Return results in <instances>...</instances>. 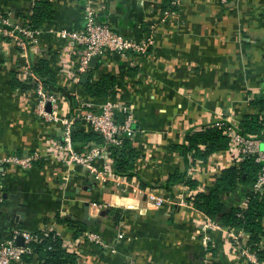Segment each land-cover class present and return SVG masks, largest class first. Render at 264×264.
Listing matches in <instances>:
<instances>
[{
	"label": "crops",
	"instance_id": "obj_1",
	"mask_svg": "<svg viewBox=\"0 0 264 264\" xmlns=\"http://www.w3.org/2000/svg\"><path fill=\"white\" fill-rule=\"evenodd\" d=\"M34 1L0 0V9L11 27H30ZM48 1L53 17L37 28L36 41L25 50L0 35V157L37 154L28 168L4 167L0 241L15 228L53 231L76 254L77 264H264L251 251L246 255L236 248L231 227L215 221L204 244L199 227L206 215L191 202L195 192L214 183L221 168L239 164L236 152H216L206 162L189 158L186 164L172 148L188 131L220 119L239 131L246 114L264 117L256 101H264V0H181L177 11L162 9L164 0ZM87 2L100 21L124 36L137 41L151 36L153 41L145 54L124 58L109 52L98 58L93 78L110 74L116 80L108 97L89 96L81 78L73 83L63 67L70 56L60 31L82 26ZM40 60L47 61L78 107L108 99L132 105L136 121L131 145L137 155L134 174L125 177L126 188L113 180L102 184L56 153L61 128L39 113L38 77L24 76L25 68ZM43 90L60 96L57 107L46 102V111L56 109L63 116L79 111L71 109L58 88ZM76 122L77 128L91 130ZM175 170H185L197 187H165ZM150 193L164 201L153 205ZM86 215L96 219L86 227L97 230L110 248L83 237L79 223ZM247 240L245 232L242 241ZM23 264L40 260L33 256Z\"/></svg>",
	"mask_w": 264,
	"mask_h": 264
},
{
	"label": "built area",
	"instance_id": "obj_2",
	"mask_svg": "<svg viewBox=\"0 0 264 264\" xmlns=\"http://www.w3.org/2000/svg\"><path fill=\"white\" fill-rule=\"evenodd\" d=\"M181 0H174L177 6ZM225 3L228 0H220ZM168 11V10H167ZM170 11V10H169ZM7 22V17L0 15V35L10 37L16 46L21 50H25L28 44L36 41L37 28L33 29L28 26L11 27ZM11 27V28H10ZM60 36L64 39V46L68 50V59L64 58L63 67L71 78L73 83L80 81L83 73H88L92 66L90 59L92 56L102 57L109 52H115L120 56L127 58L131 54H145L148 47L152 44L151 36L144 40L137 41L124 36L120 32L114 30L109 24L102 22L97 17V9L91 2H87L83 10L82 26L76 30L64 29L60 31ZM67 60H69L67 62ZM25 79L35 77L32 69L28 66L24 70ZM37 92L41 95L39 104V113L47 120H52L61 128V140L54 146L56 153L67 156L69 162H73L82 166L89 176L95 180L105 183L113 180L115 185L126 188L128 184L123 175H119L113 171L112 158L108 147L110 145L121 144L122 140L127 137L132 138L136 121L131 104L122 103L116 100L108 99L102 103L93 105L89 102L79 106L75 115L63 116L56 113V109L48 112L45 109L46 102H50L53 107L59 104L60 96L56 93H47L42 88V83L38 81L36 86ZM117 112H121L122 116H117ZM88 124L90 129L97 133L103 140L101 144L91 142L86 150L77 151L72 145V130L76 120ZM218 126H225V133L229 135L230 142L228 151L236 152V160L247 156H253L255 161L260 164V168L253 183L255 192L264 191V127L259 136H246L241 134L237 128L228 121L220 119L214 122ZM227 123V124H226ZM263 144V147H261ZM53 149V148H52ZM37 154H9L0 157V201L2 200V180L5 174V166H16L19 168H28L31 166ZM149 200L153 205L158 206L164 198L154 196L150 193ZM248 197L241 200L239 205L245 207ZM217 224L208 216L203 219L200 224V232L204 244H207L210 236L208 231ZM232 241L236 248L248 255L246 246H242L244 242L242 237L244 231L230 228ZM234 230V231H233ZM49 230L28 231L15 228L9 236L0 241V264H23V254L30 253L29 243L32 241H41L43 236L48 235ZM23 237V245L16 243L18 236ZM125 264H133L131 261Z\"/></svg>",
	"mask_w": 264,
	"mask_h": 264
},
{
	"label": "trees",
	"instance_id": "obj_3",
	"mask_svg": "<svg viewBox=\"0 0 264 264\" xmlns=\"http://www.w3.org/2000/svg\"><path fill=\"white\" fill-rule=\"evenodd\" d=\"M174 0H164L162 9L177 11L178 6ZM0 15L7 17V14L0 9ZM53 9L48 0H35L32 7L31 28L40 27L46 20L52 19ZM33 73L42 83V88L49 91L54 86L58 88L64 97L69 100L71 109L77 106L75 96L70 91L58 84L54 72H52L45 60H40L36 66L31 67ZM94 68L88 71L89 78L85 82H80L86 93L91 97H108L111 88L115 85V77L110 74H102L99 78H93ZM20 87H26L21 85ZM258 101L260 108H264V101ZM78 107V106H77ZM76 107V108H77ZM227 124V123H226ZM72 130V145L77 151L83 149V145L90 142L101 144L102 138L92 130L84 131L76 127ZM264 127V117L258 113L246 114L241 120L239 132L246 136H259ZM230 137L225 133V126H218L215 123L202 126L200 129L190 130L184 136V141L174 144L172 148L176 150L186 161L189 158L193 162L199 160L206 162L208 158L216 152L226 151L229 147ZM112 158L113 171L120 175L130 177L133 172V161L137 151L131 145V139L125 137L121 144L110 145L108 147ZM260 164L253 156H247L240 160L238 165L221 168L217 173L214 183L206 191H197L191 196V202L197 210L203 212L213 221L221 226L243 230L248 234L245 246L256 255L258 262H264V245L262 237L264 235V191L255 192L253 183L256 180ZM175 183H182L189 189H195L197 180L187 175L185 170H175L168 175L165 187H170ZM224 196L229 197L224 198ZM245 197L248 201L245 207L239 203ZM80 231L87 227L82 222L79 223ZM41 234V231H38ZM30 253L23 254L24 261H30L33 256H37L40 264H77L75 253L67 251L63 247L61 239L53 232L43 236L41 241L29 243ZM218 264V263H215Z\"/></svg>",
	"mask_w": 264,
	"mask_h": 264
},
{
	"label": "rangeland",
	"instance_id": "obj_4",
	"mask_svg": "<svg viewBox=\"0 0 264 264\" xmlns=\"http://www.w3.org/2000/svg\"><path fill=\"white\" fill-rule=\"evenodd\" d=\"M261 147H263V144H261ZM86 149H87V147H85V149H83V150H86ZM80 167H82V166H80ZM105 183H102V184H105ZM119 194H123V193L119 192ZM98 206H99V204H98ZM123 234H124V231H121L119 233V237L123 236ZM82 235H83V237H85L86 241L92 242V243L98 245L102 249L106 250V249L110 248V246L104 240L103 236H101V234L99 232H97V230L93 229L92 227L86 228L84 230V232L82 233ZM242 246H245V243L242 244Z\"/></svg>",
	"mask_w": 264,
	"mask_h": 264
},
{
	"label": "water",
	"instance_id": "obj_5",
	"mask_svg": "<svg viewBox=\"0 0 264 264\" xmlns=\"http://www.w3.org/2000/svg\"><path fill=\"white\" fill-rule=\"evenodd\" d=\"M97 61H98V57H97V56H92L91 59H90V65H91L92 67H94V66L96 65ZM88 75H89L88 73H83V74L81 75V82H85V81H87V79H88ZM49 105H51L50 102L47 103V107H48ZM48 109L50 110L51 108L49 107ZM95 220H96V219H94V218H90L88 215H86L85 218H83L82 222H83L85 225H88V226H89L90 223L95 222ZM16 243L19 244V245H23V237L19 235V236L16 238Z\"/></svg>",
	"mask_w": 264,
	"mask_h": 264
}]
</instances>
